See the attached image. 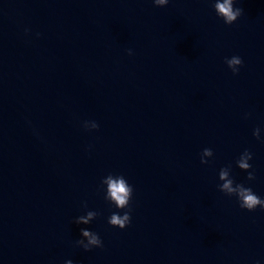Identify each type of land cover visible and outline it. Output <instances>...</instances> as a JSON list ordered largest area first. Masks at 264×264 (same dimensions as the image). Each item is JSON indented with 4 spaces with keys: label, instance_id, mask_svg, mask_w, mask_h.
Returning a JSON list of instances; mask_svg holds the SVG:
<instances>
[{
    "label": "water",
    "instance_id": "1",
    "mask_svg": "<svg viewBox=\"0 0 264 264\" xmlns=\"http://www.w3.org/2000/svg\"><path fill=\"white\" fill-rule=\"evenodd\" d=\"M215 2L0 0V264H264V211L218 190L231 166L264 199V0H235L229 26ZM109 174L128 209L104 199Z\"/></svg>",
    "mask_w": 264,
    "mask_h": 264
},
{
    "label": "clouds",
    "instance_id": "2",
    "mask_svg": "<svg viewBox=\"0 0 264 264\" xmlns=\"http://www.w3.org/2000/svg\"><path fill=\"white\" fill-rule=\"evenodd\" d=\"M154 7L162 8L165 7L169 0H151ZM235 0H216L213 5L214 12L218 19H221L226 26L232 25L242 14V9L233 8ZM128 55H132L131 50L128 51ZM229 70L232 71L233 75L238 73L239 67L242 65V60L238 56H233L225 61ZM96 122H84L83 128L86 131H95L98 129ZM253 137L256 139L260 138V129L253 131ZM213 152L210 148H205L200 154L201 165L207 164L209 158H211ZM252 159V154L245 150L239 159L236 161V166L242 172H247L246 179L252 181L255 179L254 172L249 171L251 165L249 161ZM231 166L222 168L219 171V181L221 182L218 186V190L227 197H235L239 207L242 210L252 212L259 208L264 211V199L258 197L251 188H246L242 184H234V181L230 178ZM102 187L106 189V195L104 199L118 210H125L129 208V202L132 198L133 188L128 184L127 180L122 175L109 174L101 181ZM87 205L85 204L84 207ZM113 213L108 218V225L112 228L123 230L130 222V210L124 211L123 215ZM98 213L89 211L86 215L78 217L75 220L77 225H88L92 220L96 218ZM81 239L76 241V245L82 248L85 252L92 248H99L102 246V241L96 233H93L86 229L80 230ZM65 264H72V262L65 261Z\"/></svg>",
    "mask_w": 264,
    "mask_h": 264
}]
</instances>
